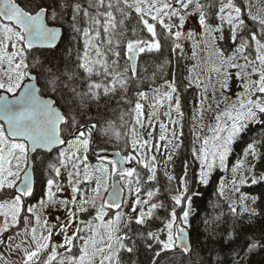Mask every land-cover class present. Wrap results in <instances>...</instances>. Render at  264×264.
Instances as JSON below:
<instances>
[{
    "label": "snow or ice",
    "instance_id": "1",
    "mask_svg": "<svg viewBox=\"0 0 264 264\" xmlns=\"http://www.w3.org/2000/svg\"><path fill=\"white\" fill-rule=\"evenodd\" d=\"M192 16L199 32L185 31ZM225 24L236 42L230 52L219 45ZM184 40L198 60L184 87L201 89L190 117L191 152L199 182L208 184L213 170L226 166L239 135L264 118V15L253 13L250 0H0V245L7 253L0 252V264H123L122 254L136 253L140 244L149 264L172 250L192 252L189 164L179 179L168 169L184 143L181 87L175 74L148 90L140 87L155 84L158 75L140 74L143 57L160 54L163 43L182 57ZM41 49L52 55L41 60L35 55ZM198 50L207 51L203 80L191 75L199 67ZM73 54L74 60H64ZM235 84L240 90L231 99ZM117 93L118 103L129 105L120 111L119 125L98 110L103 98ZM92 104L97 115H89ZM206 112L213 113V123L205 124ZM97 137L105 144L99 151L93 149ZM108 144L117 148L114 157L106 154ZM261 147L264 141L249 143L232 169L230 191L237 199L225 196L227 186L220 185L233 218L221 233L226 242L238 238L242 216L249 223L260 216L253 206L260 197L241 187L264 183L255 163L264 155ZM53 151L45 191L38 193L36 158ZM248 157L253 162L246 163ZM161 171L175 184L167 189V206L159 199ZM66 190L67 196L58 195ZM49 210L64 216L52 221ZM214 223H227L225 214ZM248 240L246 256L264 251V236Z\"/></svg>",
    "mask_w": 264,
    "mask_h": 264
},
{
    "label": "trees",
    "instance_id": "2",
    "mask_svg": "<svg viewBox=\"0 0 264 264\" xmlns=\"http://www.w3.org/2000/svg\"><path fill=\"white\" fill-rule=\"evenodd\" d=\"M24 3H29V0H24ZM252 5V11L254 14L264 15V0H250ZM247 3L245 4V16L247 15ZM251 25L250 18L247 21ZM211 23L215 25L218 21L213 18ZM224 34L226 39L219 41V45L221 48L231 51V46L234 45L236 42L232 41L229 38V29L228 26L225 24L224 26ZM163 43V42H162ZM183 49L184 55L181 57L177 53L170 52L168 43H163V49L160 54L156 56H145L147 58H158L159 60H147V74L150 75L152 72H157V79L155 84L151 81H148V89L150 87H155L163 83L164 79H170V76L173 72V68L170 66L173 65V61L176 59L177 55L179 56L181 63V68L179 71L174 70L175 75L181 74L182 80L184 83H187L186 78V67L189 66L188 62L192 58V50L191 41L184 40ZM67 47L71 48L73 45L71 43L66 42ZM63 47V46H61ZM35 55L43 60L46 56H51L52 54L47 50H39L35 51ZM60 53H57L59 56ZM176 55V56H175ZM74 54L72 56L64 55L65 61L74 60ZM171 60L170 64L165 65V61ZM59 62V60L57 61ZM144 62V61H143ZM143 62H140V69L143 67ZM165 65L163 71L161 72L159 66ZM73 66V65H69ZM141 69V75L144 73ZM172 71V72H171ZM173 73V74H174ZM177 77V76H176ZM178 81V78H177ZM141 89L143 90L142 85H140ZM147 89V90H148ZM137 90V86L133 84L128 91V97L130 99L134 98L135 91ZM240 89L236 85L233 86L231 92H238ZM119 93L115 97H107L103 98L99 104V115L105 117L107 119L115 120L117 125L120 124L118 119L120 115V111L127 110L129 105L124 104L123 102L118 103L119 101ZM218 98V97H217ZM233 99V96H231ZM91 111L89 112L90 115H97V105L92 104L90 105ZM213 116V113H212ZM212 120V117H211ZM213 121V120H212ZM213 123V122H212ZM185 129V126H184ZM187 129H185L186 131ZM258 132H264V118L261 120L256 121L255 123H250L246 130L239 135L236 141L232 145V151L229 154L226 160L225 167H216L210 177V181L208 184H201L198 179L197 171H193L191 167L192 162V136H187L188 133H184L183 137V145L179 151V154L174 157L173 162L171 163L170 172H173L177 179L183 174L182 166H184L185 162L189 164V193L192 191V184L193 181L198 183V190L196 194L193 196L192 203H193V215L190 220V227L189 230L191 231V238H192V252L190 254L181 253L179 249L169 251L167 254H162L161 258L153 257L159 261V264H204V262L208 261L209 259L216 264L217 261L220 264H264V251H258L250 256L245 255L246 247L249 243L248 237L260 238L264 236V183L251 185L245 184L241 187V191L248 193L251 196L260 197L257 200L256 205H253L257 208L260 212V216L255 218L252 223L248 222V217L245 214L240 218V221L237 226L238 230V238L233 240L232 242H226L223 238H221V233L225 231L226 228L230 227L233 223V218L229 213V201L225 199L224 196L219 194L220 185L221 183L225 184L227 187L225 189V196L230 197L231 199H237L238 194H234L230 191V181L233 178V167L239 160H243L240 157L241 150H246L249 143L253 141H264V137H260ZM112 149L117 150L114 144H110ZM260 152L264 154V147L260 148ZM43 154V153H42ZM42 154L37 156L36 158V165H38L37 173L40 175L43 172H47V162L45 165L43 161L38 163L39 158L41 159ZM54 160V159H52ZM51 161V160H50ZM246 162V161H245ZM256 163V174L260 175L264 173V155H261V158ZM170 165V164H169ZM191 168V169H190ZM162 169V168H161ZM190 170V171H189ZM158 175V186L160 187V194L159 199L167 205L170 204V196L167 189L175 188V184L169 185V182L163 175V171L159 172ZM48 178V177H47ZM172 194H175L173 191ZM251 205V201H249ZM166 205V204H165ZM166 205V206H167ZM239 211V209H238ZM221 212L225 214V220L227 223L216 225L214 223V219L217 215ZM160 216H166L167 213L163 210H160L158 213ZM159 226L158 224H154L153 227ZM134 231L136 228L134 226ZM215 233V235H213ZM0 252H5L7 255L6 250L2 245H0ZM149 253L144 251V247L142 244L139 245V249L134 254H122V261L123 264H149ZM12 260H18L19 258L15 255L9 257Z\"/></svg>",
    "mask_w": 264,
    "mask_h": 264
},
{
    "label": "rangeland",
    "instance_id": "3",
    "mask_svg": "<svg viewBox=\"0 0 264 264\" xmlns=\"http://www.w3.org/2000/svg\"><path fill=\"white\" fill-rule=\"evenodd\" d=\"M192 29H194L197 32L200 31V28L198 26V18H197V16L190 17L189 20H188V22L185 25V31L192 30ZM191 50L193 51L192 46H191ZM198 52H199V67L196 69L195 72H191V75L193 77L199 76L200 79L203 80V79H205V74L207 73V70H208V64L207 63H204V61H207V59H208V57H207V51L206 50L205 51H199L198 50ZM174 58H176V59L173 61V65L170 66V69H169V70H171V67L173 68V72L171 71L172 74L170 76V79L172 78V75L174 73V70L179 71L180 69H182L181 68V65H182L181 61L182 60H180V58H179L178 55L176 57H174ZM187 62H188V65L189 66L186 67V73H185L186 77H188L190 75V70L193 68V65L194 64H197L198 63V60H197V58H194L192 56V58L189 61H187ZM175 77H176V79L178 78V81L177 82H178V84L181 87L182 107H183V110L185 112L184 126H185V129H187L186 131L184 129V133L185 132L188 133L187 136H190L192 134V138L191 139H192V142H193V139H194L193 133L190 131V125H191L190 117H191L192 112H193V104L198 101L199 96H200L201 89L196 84L194 86H192V87L185 88L184 85L186 83H184V81L182 80V75L181 74H178V75H175ZM235 85L237 87H239L238 84H235ZM231 93H234V92H230L229 95L230 96H233V99H235V96L234 95H231ZM209 102H211V97H210V101ZM222 107H223V105H222ZM146 108H147V106L145 107V109ZM211 117H212V112H206L205 113V121L204 122H205L206 125L207 124H211L213 122L211 120ZM203 134L204 135H210V133L207 131V128H205ZM258 135L260 137H264V132H258ZM244 152H245V149L244 150H241L240 155H242V156L240 157V159L241 158L244 159ZM55 153H56V151L54 152V154ZM158 159L159 160H163V157L158 156ZM41 161H43V164H45L46 162L47 163L50 162V158L48 159V155L46 156L45 154H42L41 159L39 158V160H38V163H40ZM251 162H253L252 161V158L251 157H248L247 160H246V163H251ZM194 167H195V165H194ZM161 168H163V164H161ZM168 169H169V165H168ZM195 170L197 172H199V162H198V165H196V169L194 168V171ZM159 174L160 173H158V175ZM39 176H40V174H39ZM61 179L62 180L64 179L63 176L61 177ZM192 188H194V189L189 193V195H191V197L193 199V196L196 194V192L198 190V183H195L194 185L192 184ZM58 195L67 196L68 195V192L66 190L64 193L58 194ZM105 196H106V194H105ZM193 208L194 207H193V203H192V214H191V216L189 218V227H190V220H191V217L193 215ZM125 210L127 211V209H125ZM49 212H50L49 219L52 220V221L55 220V216L56 215H60L61 218H63V216H64L63 211L57 212L55 210H49ZM82 218L83 219H89L90 216H84ZM54 239L57 240V241H59L61 239V237L56 236V237H54ZM73 252H75V249H73Z\"/></svg>",
    "mask_w": 264,
    "mask_h": 264
},
{
    "label": "flooded vegetation",
    "instance_id": "4",
    "mask_svg": "<svg viewBox=\"0 0 264 264\" xmlns=\"http://www.w3.org/2000/svg\"><path fill=\"white\" fill-rule=\"evenodd\" d=\"M147 60H155V61H157V60H159L158 58H147V57H143V59H142V61L141 62H143L144 64H143V67L142 68H147V70H148V66H147ZM141 68V69H142ZM142 75H148L147 73H142ZM195 84H193V86H194ZM142 87H143V90H147L148 89V81L146 82V83H144V84H142ZM196 88V87H195ZM194 88V89H195ZM147 106V104L145 105V107ZM145 110H147V108L145 109ZM191 136H192V134H191ZM105 146V144H104V138L103 137H97V141H96V143L93 145V149L95 150V151H99V149L101 148V147H104ZM107 147H108V151L107 152H111V151H113V150H115V149H112L111 148V146H110V144H108L107 145ZM54 152L55 151H53L51 154H49L48 155V159L50 158V160H52V159H55V157H56V155H57V152L54 154ZM52 157V158H51ZM111 158V157H110ZM89 159H90V161L91 162H93V163H95V161H96V157L90 152V154H89ZM192 162L193 163H191V167H192V170L194 171V168L196 169V165H198V161H193V156H192ZM45 165V164H44ZM194 165H195V167H194ZM135 166V165H134ZM170 166V168H171V164L169 165ZM182 166V171L184 172V166L183 165H181ZM45 167H46V165H45ZM170 168H169V171H170ZM191 169V168H190ZM190 171V170H189ZM196 171V170H195ZM47 177H48V174L46 173V171L45 172H43V174L42 175H40L39 176V173H37L36 174V181H37V184H36V187H37V191H38V193H41V192H43V191H45V189H44V183L43 182H46V179H47ZM195 184V182L193 181V185ZM194 188H192V190H193ZM106 196H107V194H106ZM105 196V197H106ZM29 203H32V204H35L36 203V200L35 199H30L29 200ZM166 205H167V203H165ZM113 211H115V210H113Z\"/></svg>",
    "mask_w": 264,
    "mask_h": 264
},
{
    "label": "water",
    "instance_id": "5",
    "mask_svg": "<svg viewBox=\"0 0 264 264\" xmlns=\"http://www.w3.org/2000/svg\"><path fill=\"white\" fill-rule=\"evenodd\" d=\"M116 150H113L111 152H107L106 154L109 156V157H114V153H115ZM190 231V230H189ZM191 233V231H190Z\"/></svg>",
    "mask_w": 264,
    "mask_h": 264
}]
</instances>
